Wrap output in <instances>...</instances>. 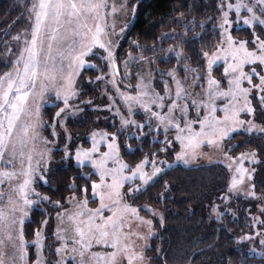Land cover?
<instances>
[{"label": "snow or ice", "instance_id": "obj_1", "mask_svg": "<svg viewBox=\"0 0 264 264\" xmlns=\"http://www.w3.org/2000/svg\"><path fill=\"white\" fill-rule=\"evenodd\" d=\"M85 2L96 15L59 65L41 67L38 27L0 28L20 100L37 78L55 96L16 139L23 105L0 119V264H264V78L222 107L191 98L227 94L231 50L264 56V0H168L142 33V0ZM172 218L193 226L170 232Z\"/></svg>", "mask_w": 264, "mask_h": 264}, {"label": "rangeland", "instance_id": "obj_2", "mask_svg": "<svg viewBox=\"0 0 264 264\" xmlns=\"http://www.w3.org/2000/svg\"><path fill=\"white\" fill-rule=\"evenodd\" d=\"M17 4L21 9H24V14L19 18L20 21L16 20L14 30L21 32L22 39L30 40L33 31L38 27L35 50L41 67L45 63L51 65L52 60L59 65L60 53L66 52L72 40L79 39L76 33L83 30L82 24L87 21L91 25L96 15V12L86 4L85 0H25L24 5H20L17 0ZM38 14L39 23L37 21ZM231 53L237 56V60L228 66L231 83L227 85V94H225L224 86L211 83L203 89H197L191 98L196 99L197 102L203 99L204 103L209 106L216 104L217 107H222L228 103L230 98L243 97L241 85L245 84L249 78L253 84L257 82V76L264 78V56L257 57L253 53L245 52L243 48L233 49ZM256 59H260L262 63H251ZM3 64L11 67L10 70L4 71L0 75V119H3L5 127L8 125V117L16 111L11 106L22 104L24 107V112L19 114V119L15 121V127L12 130V138L16 139L20 135L21 129L26 125L31 131V125L39 123L35 116L37 111L42 113L45 119L47 118V114L51 111L49 105L55 102V96L51 86L41 94V78H37L35 89L29 85L25 91L31 94L21 101L17 88L22 83L23 68L21 66L18 69L15 64L0 62V65ZM222 67V63L217 64L215 73L217 80L224 78L221 74ZM248 87L251 88V85ZM30 113L32 115H29ZM36 130L40 131L41 129ZM92 206H96L95 202H92ZM54 244V239L49 235L48 248H52Z\"/></svg>", "mask_w": 264, "mask_h": 264}, {"label": "trees", "instance_id": "obj_3", "mask_svg": "<svg viewBox=\"0 0 264 264\" xmlns=\"http://www.w3.org/2000/svg\"><path fill=\"white\" fill-rule=\"evenodd\" d=\"M14 0H0V28L8 21L15 19L20 21L19 18L23 16L24 9H21L17 4L15 7H10ZM168 4V0H144L143 8L141 9L140 15H138L137 22L135 25V29L133 30L136 33H142L146 28L150 26L151 21L149 20V16L151 15L152 19H158L160 14L166 10ZM11 67L9 65L3 64L0 65V75L3 74L4 71L10 70ZM47 114V111H45ZM83 130V129H82ZM73 171L72 169L61 170L62 177L66 178L68 173ZM54 198H56L54 196ZM193 225L187 221L178 220L176 218L170 219L168 223V227L170 232H175L178 229L190 228ZM221 250H225L227 248L232 247V245L226 242L223 238L221 239ZM209 256H212L211 260L205 259L201 262V264H216V258L213 253H209ZM253 264H259V262L253 261Z\"/></svg>", "mask_w": 264, "mask_h": 264}, {"label": "water", "instance_id": "obj_4", "mask_svg": "<svg viewBox=\"0 0 264 264\" xmlns=\"http://www.w3.org/2000/svg\"><path fill=\"white\" fill-rule=\"evenodd\" d=\"M143 1H144V0H142V3H143ZM137 18H138V16L136 17L135 21L133 22V29H132V30L135 29V25H136V22H137Z\"/></svg>", "mask_w": 264, "mask_h": 264}]
</instances>
